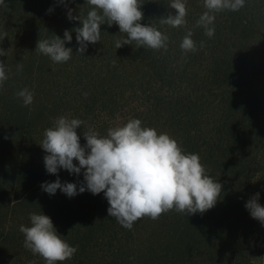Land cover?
Returning <instances> with one entry per match:
<instances>
[{
    "label": "trees",
    "instance_id": "16d2710c",
    "mask_svg": "<svg viewBox=\"0 0 264 264\" xmlns=\"http://www.w3.org/2000/svg\"><path fill=\"white\" fill-rule=\"evenodd\" d=\"M170 2L139 0L140 23L168 37L166 50L135 41L116 49L127 34L105 22L99 42L82 54L74 31L80 21L67 13L85 18L92 7L87 0H5L7 8L0 6V38L6 35L0 62L8 77L0 84V264H46L24 247L19 230L31 226V213L49 216L78 249L56 264H264V224L245 207L257 192L264 206V0L210 13L212 37L197 26L208 11L204 0H186V24L179 28L161 23L176 13ZM65 30L72 35L65 47L73 50L67 62L35 50L38 40L63 39ZM189 30L196 51L185 53L180 45ZM25 88L33 94L28 106L16 95ZM61 116L83 121L76 129L82 146L90 129L105 136L140 119L185 153L198 154L205 174L222 184L221 196L204 213L173 209L127 229L108 216L103 192L49 195L41 184L57 175L47 173L40 143ZM83 171L60 169L58 175L79 189Z\"/></svg>",
    "mask_w": 264,
    "mask_h": 264
},
{
    "label": "clouds",
    "instance_id": "9594fccd",
    "mask_svg": "<svg viewBox=\"0 0 264 264\" xmlns=\"http://www.w3.org/2000/svg\"><path fill=\"white\" fill-rule=\"evenodd\" d=\"M87 3L92 7L85 18L73 16L72 9L67 13L70 20L80 21V26L74 29L79 44L77 53H84L89 43L99 42L100 26L105 22L109 26L117 24L120 32L127 34L123 42H116V49L133 41L138 47L167 49L166 35L140 23L143 12L139 0H87ZM244 4L245 0H204L208 11L200 16L197 26H203L205 34L212 37L215 30L209 25L213 24L215 16L210 13L224 9L237 11ZM0 6L7 8L5 0H0ZM169 7L176 13L163 17L161 23L174 28L184 26L186 0H171ZM191 36L189 30L181 42L185 53L196 51ZM71 40V32L65 30L63 39L55 35L51 40H38L35 50L53 62H67L73 50L65 47V42ZM4 51L0 48V55H4ZM7 78L5 65L0 62V84ZM16 95L23 99L24 106L33 103V94L27 88ZM82 123L79 119L61 116L54 121L53 127L45 129L40 143L47 153L44 165L47 173L57 175L55 181L41 184L42 190L49 195H54L58 189L68 197L85 190L93 195L103 192L109 204L108 216L127 229L138 219L148 216L156 220L173 209L184 215L204 213L214 207L221 196L222 184L205 174L199 155L185 153L167 133L158 134L156 129L143 127L141 120L134 118L123 126L108 129L105 136L90 129L83 133L86 144L82 146L76 131ZM60 169L77 175L84 170L79 189L76 183L61 182ZM259 196V192L255 193L245 207L253 218L264 224V206L258 202ZM30 221L31 226L21 225L19 229L24 235V247L39 254L46 264L69 260L77 252V247L61 238L49 216L31 213Z\"/></svg>",
    "mask_w": 264,
    "mask_h": 264
},
{
    "label": "rangeland",
    "instance_id": "374dc122",
    "mask_svg": "<svg viewBox=\"0 0 264 264\" xmlns=\"http://www.w3.org/2000/svg\"><path fill=\"white\" fill-rule=\"evenodd\" d=\"M263 252H264V244H263Z\"/></svg>",
    "mask_w": 264,
    "mask_h": 264
}]
</instances>
